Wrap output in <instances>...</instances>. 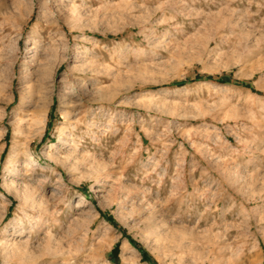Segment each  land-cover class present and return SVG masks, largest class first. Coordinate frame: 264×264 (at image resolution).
I'll use <instances>...</instances> for the list:
<instances>
[{
  "label": "rangeland",
  "instance_id": "obj_1",
  "mask_svg": "<svg viewBox=\"0 0 264 264\" xmlns=\"http://www.w3.org/2000/svg\"><path fill=\"white\" fill-rule=\"evenodd\" d=\"M0 134V264H264V0H0Z\"/></svg>",
  "mask_w": 264,
  "mask_h": 264
},
{
  "label": "bare ground",
  "instance_id": "obj_2",
  "mask_svg": "<svg viewBox=\"0 0 264 264\" xmlns=\"http://www.w3.org/2000/svg\"><path fill=\"white\" fill-rule=\"evenodd\" d=\"M40 92H41V90H38L37 88H31L30 89V98H32V103L34 102L35 104H37L38 102H40L41 100H42V98H45V97H43V96H41V94H40ZM37 93V94H36ZM36 95V96H35ZM36 97V98H35ZM24 98V97H23ZM34 98V99H33ZM38 98V99H37ZM37 99V100H36ZM24 100V99H23ZM30 101H31V99H30ZM30 101H28L29 103H30ZM42 101H46V99L44 100H42ZM28 103V104H29ZM33 103V104H34ZM43 104H44V102H42ZM46 103V102H45ZM26 104H27V102H26ZM40 105V104H39ZM45 105V104H44ZM31 106V105H30ZM41 106H43V105H41ZM45 110H44V108H42V107H38L37 106V108L36 109H34L33 110V112H32V114H33V117H32V119H30V122L28 123V125L29 126H31V128H36V130H35V133H38L39 131H41V129H43V124H44V118H43V112H44ZM45 117V116H44ZM19 130H18V135L19 136H25V134L26 135H28V132H27V130L25 129V128H18ZM34 130V129H33ZM0 136H1V134H0ZM54 158V157H53ZM57 161L58 160H61V159H56ZM68 160H70L69 159V156H66V157H64V160H61V162L62 163H65V162H67ZM73 164V163H72ZM77 167V166H76ZM51 171H53V170H51ZM28 193V195H29V192H27ZM27 196V195H26ZM31 197V196H30ZM28 200V199H27ZM51 237L49 238V240H47L48 241V243H51Z\"/></svg>",
  "mask_w": 264,
  "mask_h": 264
},
{
  "label": "trees",
  "instance_id": "obj_3",
  "mask_svg": "<svg viewBox=\"0 0 264 264\" xmlns=\"http://www.w3.org/2000/svg\"><path fill=\"white\" fill-rule=\"evenodd\" d=\"M211 79H220L219 76L210 77ZM240 83H243L245 85H249L250 81H241Z\"/></svg>",
  "mask_w": 264,
  "mask_h": 264
}]
</instances>
